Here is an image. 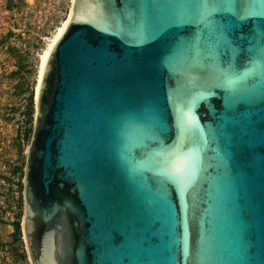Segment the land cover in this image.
<instances>
[{"label": "water", "instance_id": "1", "mask_svg": "<svg viewBox=\"0 0 264 264\" xmlns=\"http://www.w3.org/2000/svg\"><path fill=\"white\" fill-rule=\"evenodd\" d=\"M262 55L264 0H73L26 152L29 263L264 264Z\"/></svg>", "mask_w": 264, "mask_h": 264}, {"label": "rangeland", "instance_id": "2", "mask_svg": "<svg viewBox=\"0 0 264 264\" xmlns=\"http://www.w3.org/2000/svg\"><path fill=\"white\" fill-rule=\"evenodd\" d=\"M71 4L0 0V264H30L22 231L23 178L38 66L50 38L68 20Z\"/></svg>", "mask_w": 264, "mask_h": 264}, {"label": "snow or ice", "instance_id": "3", "mask_svg": "<svg viewBox=\"0 0 264 264\" xmlns=\"http://www.w3.org/2000/svg\"><path fill=\"white\" fill-rule=\"evenodd\" d=\"M254 8V4H248L247 6H240L238 9L234 7L227 10L232 11L238 19L242 20L246 17H250L252 15V9ZM222 10H225L222 4H213L211 8H208L207 6L197 5L192 9L181 8L179 11H177L176 15L178 17H182L185 15L194 16L200 19L201 21H207L208 23H212V15ZM261 59H264V55L261 56ZM171 170L173 172H179L181 171V166L179 164H173Z\"/></svg>", "mask_w": 264, "mask_h": 264}, {"label": "bare ground", "instance_id": "4", "mask_svg": "<svg viewBox=\"0 0 264 264\" xmlns=\"http://www.w3.org/2000/svg\"><path fill=\"white\" fill-rule=\"evenodd\" d=\"M72 1L73 0H71V3H72ZM70 13H71V9H70ZM69 17H70V14H69ZM69 17H68V20H69ZM68 20L65 21L63 23V25L61 27H59V29L57 30L55 35L50 38L44 53L40 56L39 66H38V77H37V82H36V86H35V98H37V94H38V89H39L42 73H43V70H44V66H45L46 60H47V58L49 56L50 50L53 47V45L55 44V42L58 40V38L60 37V35L63 32V29H64L65 25L67 24Z\"/></svg>", "mask_w": 264, "mask_h": 264}, {"label": "trees", "instance_id": "5", "mask_svg": "<svg viewBox=\"0 0 264 264\" xmlns=\"http://www.w3.org/2000/svg\"><path fill=\"white\" fill-rule=\"evenodd\" d=\"M16 231L19 232V226L18 225H16Z\"/></svg>", "mask_w": 264, "mask_h": 264}]
</instances>
